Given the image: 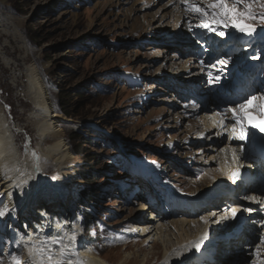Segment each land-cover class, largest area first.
I'll list each match as a JSON object with an SVG mask.
<instances>
[{"label": "rangeland", "instance_id": "obj_1", "mask_svg": "<svg viewBox=\"0 0 264 264\" xmlns=\"http://www.w3.org/2000/svg\"><path fill=\"white\" fill-rule=\"evenodd\" d=\"M168 1L0 0V102L7 108L15 143L22 154L26 153L25 134L19 133L18 129H24L32 136L33 147L54 141L53 138H45L42 143L31 121L36 105L27 92L26 72L28 66L33 65L40 82L41 76L47 87L54 88H49L54 108L62 114L63 109L71 114L60 115L68 120L59 122L58 128L62 129V139L67 146L70 144L68 148L74 156L69 159V169L72 170V166L78 163L76 167L79 171L74 179L83 182L74 185L81 188H73L72 215L81 226L83 218L80 216L85 215L84 244L93 253L105 255L104 260L110 264H169L165 258L172 252L175 255L176 245L171 243L172 246L166 245V249V246L164 249L158 244L154 246L155 241L151 237L159 232L157 227L164 223L166 227L163 231L170 229L168 233L172 242L176 243L179 233L183 236L186 233L195 234L198 229L196 225L204 226L205 221L201 217L214 214L209 208L201 212L196 218L200 223L189 225V228L186 226L184 232L182 229L185 226L175 227L174 222L186 219L188 215H174L175 206L172 208L170 204V190L150 187L157 180L158 183L163 181V184L164 181L168 182L176 192L186 190L188 179L199 178L204 173H198L205 159L202 156L203 162L199 160V144L194 143V139H191L193 143L185 141L190 134L186 124L190 125L193 121L187 122L186 118L173 116V104L177 103L179 97L174 89L180 85L174 84L175 81L171 85L160 78L166 70L176 77L177 62L183 60L178 52L175 56L171 55L176 46L173 41L178 38L173 27L177 12L172 10L180 8L181 3L171 8ZM149 5L150 8L146 10ZM160 7L170 8L166 18H161ZM157 11L159 13L153 16ZM187 30L184 34L189 35ZM161 38L167 39V42H158ZM190 40L193 41L192 38ZM167 43L174 45L167 56L162 54L159 58L161 50L158 49ZM186 43L190 42H184V45ZM245 53L247 49H243L241 54ZM126 69L144 79L139 88L134 90V85L126 87L120 83L123 74L118 75L119 79L115 73H127L124 71ZM140 97H147L143 99L145 104H140ZM182 100H179L180 103ZM58 103L63 107L62 110ZM72 131L78 133L79 137L70 139ZM136 159L140 160L137 167L131 164ZM42 160L43 173L51 175L54 181V177L62 171L57 170L52 159ZM50 184L55 185L53 182ZM83 190L92 192L97 199L93 202L85 200L93 207L89 206L95 218L77 203L79 197L83 199L78 191ZM147 194L148 199L152 197L155 200L151 205L146 204ZM162 197H165L166 202L163 206L170 212L157 214V202H161ZM8 203L5 200L0 207V210L8 213L6 222L0 219V230L4 226L12 228L7 237L10 243L0 242L2 261L9 260L11 253L18 254L19 246L13 240L17 236L16 230L18 239L21 234L24 236L29 233L24 228L20 229L22 226L13 218L9 219ZM144 206L149 208V212L153 210L155 217L149 227L154 229L153 234L148 239L138 237L134 232L137 221H130L137 215H143L144 219ZM148 217L149 213L145 219ZM9 228L5 230L8 234ZM23 245L26 249V245ZM127 252L134 257L122 259ZM241 253L239 259L235 258L229 263L242 264L238 263ZM22 255V260L26 259V250ZM22 255L19 254L21 258Z\"/></svg>", "mask_w": 264, "mask_h": 264}, {"label": "bare ground", "instance_id": "obj_2", "mask_svg": "<svg viewBox=\"0 0 264 264\" xmlns=\"http://www.w3.org/2000/svg\"><path fill=\"white\" fill-rule=\"evenodd\" d=\"M175 2L177 3L174 4ZM168 3L169 7L172 8L174 6H178V4L181 3V0H169ZM155 4H157V2ZM161 7L159 8L161 10L160 16L161 18H166L170 8L162 9ZM149 8L150 5L146 6V10ZM174 10H176L177 14L176 20L174 19L173 27L174 33L177 34L178 38L173 41L176 46H174V49H172L171 55L175 56V53L178 52L181 54L180 56H182L183 60H179L177 62L176 77H174L171 72L169 73L166 70L164 73H162L163 76H160V78L165 79L166 82L171 85L174 81V84L180 85L174 89V93L180 97L182 94L178 88L186 87L190 82L199 79L201 77V73L196 70L194 63L190 62L193 55L184 54V52L186 53L185 48L192 46L188 37L190 34L194 33L189 31V23L192 22L193 16H186L184 8L180 9L178 7V9L176 8L172 11ZM157 13H159V11L155 12L153 16H155ZM193 23L194 22L191 24ZM186 30L190 32L189 35L184 34ZM232 30L236 31L235 29ZM147 32H149V30ZM237 34L239 41L244 40L249 36L239 32H237ZM165 37H167V35ZM179 37H183L184 39ZM160 41L167 42V39H158V42ZM187 41L190 43H186L184 45V42ZM173 43L172 45L171 43L161 45V49H158L161 50L159 53V58L162 57V54H167V52L172 48L171 46L174 45ZM225 55L222 51L220 52V57H218L217 65L220 68V72H225L232 63H235L230 61L229 58L227 59L229 61L227 65H221L219 61L226 59L224 57ZM174 63L175 62H172V64ZM26 75L28 83V95L36 105V110L34 108L35 114L31 116V121L33 126H35L36 134L42 139V143L44 142L45 138H53L54 141L48 144L46 143L45 145H41L40 143L33 147L32 136L30 137L29 133H27L24 129H18L19 133L25 134V147L27 151L26 153L22 154L19 147H17L15 143V134L7 118V108H5V104L0 102V201L3 203V201L7 200L11 207H14L20 201H25L26 198L28 199L26 201L27 203L31 200L33 201L32 198L28 197L32 194L34 189H39L40 184L48 185L49 183L46 177L49 176V174L44 175L45 173H43L44 164L41 162L42 159H52V164L57 166L58 171L62 172L58 173L56 176L54 175L55 177L53 183L55 185H49L53 193L55 192V195L59 198L57 201H54L55 205L49 206L50 212L53 214L45 215L40 212L39 215L33 216L31 218L32 228L29 230L28 234L23 236V243L26 245L25 258H27L28 248L39 247V241L50 239L52 237L55 232V226L58 223L62 226L65 224L70 225L66 229L68 232H71V225L74 224L77 232V246L75 251L78 253V256L82 260L83 264H110L104 260L103 257H105V255L95 252L94 254L91 250L87 249L86 245L84 244L86 239L84 240L83 238V228L80 225V222L72 215L74 206L71 204L73 199L71 194L73 188H81V186L74 185H80L83 182L82 180L74 179V176L79 171L76 167L78 163L75 164V166H72V170L69 169V166H71L69 159L74 158V156L69 150L70 144L67 146L62 139L64 134L62 129L58 128L59 122L63 123L64 119H68L63 117L64 114L56 111L54 108L51 110H46V108L52 104V102L50 104V101H53L49 93V88L52 89L53 87H47L46 83L39 75L42 80L40 82L38 74L33 65L28 66ZM245 76H247V74H245ZM181 79L184 80L181 81ZM53 86L58 88L55 85ZM192 89L194 90V93L198 94L199 88L194 87ZM187 98H189V96L183 98L182 101L186 102L188 100ZM42 100L44 103H42ZM176 102V104H173V116L175 115L174 117L177 118H186L187 122L193 121V123L190 125H188V123L186 124V126L189 127L190 134L188 132L189 136H184L183 140L186 137L185 141L187 143H193V140L191 139H194V143L199 144L198 149L201 150L198 153L199 160L203 162V160H201L202 156H204L205 159L203 166H201L199 169L200 171H198V173L204 171L203 175L199 176V178L197 177L198 179H188V184H186L185 188L186 190L180 189L178 185L177 187L180 189L178 192L173 190V188L170 189L169 199L176 207L174 215H176V213L188 215V218L182 219L181 221H178V219L176 222H174V226L176 227V225H180L182 228L185 226L182 230L186 232V226L189 228V225L199 222L196 221V218L199 216V214H201V212L207 211L209 208L215 215L207 214V222L204 223V226L201 224L200 226L196 225L198 229L196 230L195 234L189 235L186 233V235L184 234L183 236L182 233H179V239L176 240V238H174L176 243H173V239L168 233L170 229L166 228V231H163V228L166 227L164 223L157 227L159 232H155L154 234L152 233L154 229L152 228L151 230L150 225L155 221L153 210L149 212V208L147 209V207L144 206L143 210L146 211L144 214V219H142L143 215L140 217L137 215L130 220L132 222L137 221V224H134V227L136 228L134 232H136L137 236L141 239H148L152 233L154 236L151 237V239L155 241L154 246L158 244L159 246H162L163 249L166 245L172 246L171 243L174 246L176 245L175 255L173 252L170 255L168 254L169 256L165 255L167 257L165 259L169 261V264H230L229 262L231 260L235 258L239 259L238 255L241 252L242 256L241 259L238 260V263L242 262V264H248L247 257L253 261H256V247L254 254H251L252 249H247V251H245V247L247 246L245 240L250 238L254 232V228L260 225V220H258V218L260 213L264 210V202L260 199V195L254 194V192L251 190H248L246 194H243L244 189L242 186H235L237 188V195L233 198L227 195L226 189L219 188L221 187L220 184H229L228 173L231 172V167L237 165L238 158L236 152H239V148L233 147L231 143L225 141V139L222 138V135H216V133L220 132L221 130L218 128L217 124L214 123V116L211 114L210 110L206 108V110L201 111L199 107L193 108L191 110V108L196 104V100L193 101V104H185L184 106H181L182 102L180 103L179 100ZM169 103L170 102H168V104ZM165 116H167V114ZM177 122L179 123V121ZM233 152H235V159L233 158ZM40 157L42 159H40ZM251 172L254 173L255 177H259V180L261 177L264 178V170L261 168H253ZM71 180L73 181L72 183L70 182ZM235 187L230 186L229 189ZM57 193H61V195H57ZM62 195L64 198H62ZM2 203H0V205ZM227 204L228 206H226ZM179 207L183 210H177ZM232 208H237L240 210V213L246 219V225L244 226L242 235L231 236L228 238L227 235L229 233L227 232L230 229L228 228L227 230L228 224L226 222L228 219V213L231 212L228 211V209L231 210ZM247 209H252V211L249 212ZM147 213H149V217L145 219ZM212 217L213 219H210ZM222 217L226 218L222 219ZM229 225L231 227L234 226V224L231 222H229ZM29 236L32 237V241L28 240ZM204 236H206V238L203 240L200 249L197 251L193 245ZM64 243H68L67 239L64 240ZM151 246H153V244ZM52 247L54 250L59 248L58 245H52ZM166 248L167 246L165 249ZM263 253L264 248L261 249L262 256H264ZM133 257H131L127 252L124 254V258L122 259H131ZM213 257L214 260L212 261ZM73 259L75 260L76 258L73 257ZM143 260L145 261V258H143ZM109 261L111 262V260ZM118 264H123V262ZM232 264H235V262Z\"/></svg>", "mask_w": 264, "mask_h": 264}, {"label": "snow or ice", "instance_id": "obj_3", "mask_svg": "<svg viewBox=\"0 0 264 264\" xmlns=\"http://www.w3.org/2000/svg\"><path fill=\"white\" fill-rule=\"evenodd\" d=\"M186 16H194L199 20L198 24L192 25L189 23V28H201L216 33L220 37L226 35L225 30L235 29L237 32L247 35H252L257 31L258 25L260 30L264 31V0H181ZM218 29H222L219 30ZM256 59V57H253ZM227 59L219 61L221 65L228 64ZM220 77L217 76L216 80ZM231 114L230 118L227 114ZM218 120L214 123L218 124L226 132V119L231 122V131L234 138L243 142L250 139L249 132L252 136L264 133V97L259 98L255 95H250L243 98L242 103H237L234 107H227L222 112L217 113ZM259 130L258 132L255 130ZM223 135V133H216ZM227 138V137H226ZM264 139V137H261ZM243 150V148H242ZM35 155V154H34ZM235 159V152H233ZM233 183L240 176L239 168L233 170L230 174ZM255 199V198H250ZM2 203V201H0ZM231 218L235 220L240 212L237 208H232ZM251 212L252 209H247ZM8 213L0 210V219L4 218ZM215 215V214H213ZM226 217H222L225 219ZM201 220L207 222L205 217ZM264 223V221H262ZM70 225L57 224L55 232L50 239L39 241V247H30L27 251V258H22L16 254H10L9 264H83L75 251L77 246V232L74 224L71 225V232L66 231ZM25 227H27L25 225ZM21 234V239H23ZM206 236L193 245L198 251ZM68 243L65 244L64 240ZM259 244L256 245L257 260L254 264H264V256L261 254V248L264 247V235L258 237ZM32 241V237H28ZM52 245H58L59 248L54 250ZM73 257L76 259L74 260Z\"/></svg>", "mask_w": 264, "mask_h": 264}, {"label": "trees", "instance_id": "obj_4", "mask_svg": "<svg viewBox=\"0 0 264 264\" xmlns=\"http://www.w3.org/2000/svg\"><path fill=\"white\" fill-rule=\"evenodd\" d=\"M59 104V103H58ZM60 105V104H59ZM60 107H61V110L63 109V107L60 105ZM63 111V113L64 114H66V115H71L70 114V112H68L67 110H65V109H63L62 110ZM71 135L72 136H70V139H73V138H77V137H79V134L78 133H76V132H74V131H72L71 132ZM87 158V157H86ZM81 196H83V198H85V200L86 199H93V201H97V199L96 198H94V194H92V192H89V191H87V190H84L83 192H82V195ZM85 201H83V203H84Z\"/></svg>", "mask_w": 264, "mask_h": 264}, {"label": "built area", "instance_id": "obj_5", "mask_svg": "<svg viewBox=\"0 0 264 264\" xmlns=\"http://www.w3.org/2000/svg\"><path fill=\"white\" fill-rule=\"evenodd\" d=\"M51 102L52 101H50V104H51ZM54 108V104H53V102H52V104L48 107V108H46V110H51V109H53ZM56 111H59L58 109H56V108H54ZM59 109H61V107L59 108ZM61 111V110H60Z\"/></svg>", "mask_w": 264, "mask_h": 264}, {"label": "crops", "instance_id": "obj_6", "mask_svg": "<svg viewBox=\"0 0 264 264\" xmlns=\"http://www.w3.org/2000/svg\"><path fill=\"white\" fill-rule=\"evenodd\" d=\"M84 191V190H83Z\"/></svg>", "mask_w": 264, "mask_h": 264}]
</instances>
